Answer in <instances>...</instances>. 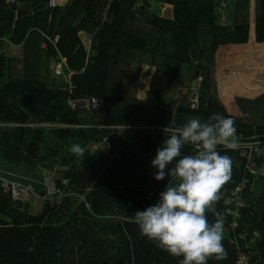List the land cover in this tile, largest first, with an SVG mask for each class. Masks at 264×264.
<instances>
[{
    "label": "trees",
    "instance_id": "1",
    "mask_svg": "<svg viewBox=\"0 0 264 264\" xmlns=\"http://www.w3.org/2000/svg\"><path fill=\"white\" fill-rule=\"evenodd\" d=\"M49 1L0 0V167L30 179L24 186L45 182L46 171L54 182L53 194L38 195L33 185L43 203L28 214L26 202L7 192L9 179L0 172V264H78L63 262L61 251L78 243L88 248V238L91 248L81 254V264L102 263L94 259L95 249L108 246V238L98 237L106 228L120 232L125 243L117 260L121 253L131 264H179L181 258L161 251L131 222L168 183L167 176L155 180L150 167L170 135L163 131L170 117L163 105L177 107L170 129L218 112L235 121L238 142L264 138V0H55V8ZM150 4L171 6V16L148 11ZM219 4L241 11L234 25L217 23ZM81 32L91 36L89 50ZM11 47L20 48L22 57L10 58ZM58 64L63 75L56 73ZM142 65L155 74L138 99L129 90ZM186 65L195 69L193 81L200 80L197 92L190 98L193 90L183 86L168 99ZM65 75L61 86L56 78ZM86 96L99 99L97 110L71 107L70 100ZM73 144L84 148L82 157L70 152ZM193 150L185 145L182 154ZM218 151L233 161L232 179L222 190L231 203L216 206L225 228L247 158L238 149ZM248 176L236 235L251 241L258 234L248 250L250 264H264V176ZM208 218L213 220L211 213ZM116 242H109L110 252ZM223 246L227 258L208 264H235L226 236Z\"/></svg>",
    "mask_w": 264,
    "mask_h": 264
},
{
    "label": "clouds",
    "instance_id": "2",
    "mask_svg": "<svg viewBox=\"0 0 264 264\" xmlns=\"http://www.w3.org/2000/svg\"><path fill=\"white\" fill-rule=\"evenodd\" d=\"M163 131L170 135H165L162 146L156 149L150 167L156 170L155 180L167 176L168 183L157 202L136 211L131 222L161 251L181 258L179 264L224 260L225 217L216 206L221 201L224 205L231 203L222 190L232 179L233 161L222 155L218 146L237 149L235 121L216 112L206 121L194 116L179 128L167 126ZM185 145L193 146L191 154H182ZM84 151L79 144L70 147L77 157H82ZM257 155L264 156V147L257 148ZM253 174L264 176V165Z\"/></svg>",
    "mask_w": 264,
    "mask_h": 264
},
{
    "label": "rangeland",
    "instance_id": "3",
    "mask_svg": "<svg viewBox=\"0 0 264 264\" xmlns=\"http://www.w3.org/2000/svg\"><path fill=\"white\" fill-rule=\"evenodd\" d=\"M142 4H139L138 7H141ZM217 23L220 24H224V25H234L235 21L237 19L236 14H238V16H240L241 11H237L236 12V8L234 6V4H219L217 5ZM148 11L152 12V13H156L157 15H161L163 17H170L171 13H172V7L168 6V5H157V4H150V8L148 9ZM85 33L81 32V39L83 42L84 47L89 50L90 49V44H91V36L90 35H84ZM7 54H9L10 58H14V59H18L22 57V53H21V49L20 48H14L11 47L8 49ZM54 64V63H53ZM60 65L58 64V67ZM52 70L55 69L53 68ZM194 72L195 69L193 67V65L191 66H185L182 69L181 74L179 75L178 79L176 80L174 86H173V90L171 91L169 98L171 99L175 96V94H177L178 90L183 87V86H187L190 87L193 90V95L191 93L190 98H193L194 93H196L197 89H198V85H199V81H193V76H194ZM155 74V69L151 68L148 69V67L146 66H141L138 69L137 72V76H136V80L134 81V83L131 85V89L129 90V93L134 95L135 94L138 99H142L145 96V92L149 90L150 85L152 83V78ZM57 83L62 85H65V82L67 81L68 77L67 75L63 76V77H58L57 76ZM136 86L138 88H136ZM135 87V88H134ZM191 90V92H192ZM135 91V93H134ZM197 96V95H196ZM163 107H165L168 112H169V121H168V126L169 128H173L174 124H175V120H176V115H177V107L172 106L170 104H164ZM251 116V115H250ZM248 117V116H247ZM257 117V116H256ZM248 119V118H247ZM41 126H47V125H41ZM50 127V126H47ZM93 151H95V148L93 147ZM97 154V153H96ZM0 172L9 180L18 182L19 184H23V185H27V180L30 181V179H28L27 177L23 176V175H19L17 173H14L13 171H10L8 169H5L4 167H0ZM45 174V182H43L42 180H36V181H31V183L34 186H37V188H39V192L37 191L36 193L39 195L40 192H46L49 193L51 191V194H53V190H54V182H53V173L50 172H44ZM32 185V186H33ZM50 190V191H49ZM30 198H28L27 200H25V204L27 207V213L28 214H35L37 212L40 211L41 207H42V200L35 196V194H33V192L30 193ZM26 198V197H25ZM107 233H103V232H99L98 233V237L105 239L108 238L107 241V245L106 244H99L100 246H98L99 248H96V251H99V253L95 256V260L98 259V257L100 258L99 260H102V263L100 262L99 264H131L130 260H128V258H125L127 256V254H119L118 260L117 257H114L115 253H118V247L119 249L122 247V249H124L123 247L125 246V243H123V238L120 236V232L118 233H113V229L110 228H106ZM225 232L223 234V236H226ZM108 235H112V237L108 236ZM114 238L117 239L116 242V246L117 249L113 250L112 252H110V241H114ZM90 238H88V248H91V244H90ZM98 244V243H97ZM80 245V243L74 245V247L72 249H70V247L67 245L63 248V250L61 251V256H62V260L65 263H68L67 261H71V259L74 260V262L81 264V254L86 252L88 250V248H82L78 246ZM123 259V261L119 260V259ZM107 261V262H106ZM109 261V263H108ZM82 264H86V262L82 263Z\"/></svg>",
    "mask_w": 264,
    "mask_h": 264
},
{
    "label": "built area",
    "instance_id": "4",
    "mask_svg": "<svg viewBox=\"0 0 264 264\" xmlns=\"http://www.w3.org/2000/svg\"><path fill=\"white\" fill-rule=\"evenodd\" d=\"M8 4H14L15 0H6ZM56 2L55 0L49 1V7L55 8ZM56 73L57 75H63V68L62 65L58 67L56 66ZM70 105L74 109H79L85 112H93L97 110L100 106V101L95 96H86V97H78L76 99L70 100ZM196 107V105H193ZM104 145L108 148L113 146V142L108 140L107 138L103 141ZM264 147V138L261 139H254L251 141L245 142H238L237 149L245 152V156L247 158L246 168H245V176H243L242 181H239L236 190L238 191L234 196V207L228 209L226 212L231 214V220L229 221L228 225L224 228V233H226V237L229 239L230 244L234 245V249L236 251V260L235 264H250V253L248 250L251 249L252 245L257 243L258 234L254 236L251 241H248L246 234H238L236 235V229L238 228L237 219L240 217V208L245 206L242 200V192L245 191L248 187L250 182V173L253 174L257 169L260 168L259 159L263 156L257 155V148ZM6 190L7 192L12 193L14 200H20V202H25L28 198H30V193L33 192L34 194V187L33 186H24L18 184V182L6 180ZM26 197V198H25ZM239 239L245 241L246 245L241 246L239 243Z\"/></svg>",
    "mask_w": 264,
    "mask_h": 264
},
{
    "label": "crops",
    "instance_id": "5",
    "mask_svg": "<svg viewBox=\"0 0 264 264\" xmlns=\"http://www.w3.org/2000/svg\"><path fill=\"white\" fill-rule=\"evenodd\" d=\"M84 35H86V34H84Z\"/></svg>",
    "mask_w": 264,
    "mask_h": 264
}]
</instances>
